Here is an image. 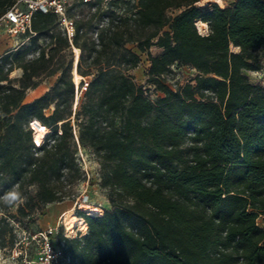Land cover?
I'll return each mask as SVG.
<instances>
[{"label":"trees","instance_id":"1","mask_svg":"<svg viewBox=\"0 0 264 264\" xmlns=\"http://www.w3.org/2000/svg\"><path fill=\"white\" fill-rule=\"evenodd\" d=\"M198 1L76 0L71 39L56 14L38 10L21 35L48 36L50 54L24 61L21 45L0 56V185L35 183L43 205L73 199L80 146L95 155L108 194L101 215L76 210L87 233H60L64 264H264V85L245 74L261 68L264 0ZM14 2L0 0V16ZM82 4L94 9L69 15ZM68 47L80 50L81 81H72V59L59 61L47 73L62 68L53 86L24 102ZM141 53L154 100L131 72ZM14 65L20 77H9ZM173 65L195 75L173 89L163 80ZM32 120L49 129L39 146Z\"/></svg>","mask_w":264,"mask_h":264},{"label":"rangeland","instance_id":"2","mask_svg":"<svg viewBox=\"0 0 264 264\" xmlns=\"http://www.w3.org/2000/svg\"><path fill=\"white\" fill-rule=\"evenodd\" d=\"M205 1V3L197 2L196 4L199 7H204L214 2L213 0ZM223 1L226 6L231 4L234 0ZM93 9L94 6L91 5H77L69 11V15H71L74 19H77L81 12L85 13L89 10L92 11ZM55 30H57V27H55ZM206 32L207 31L202 33ZM48 42L49 38L46 35H41L35 40H32L30 36H11L5 32L2 26H0V56L9 50L14 51L22 45L23 47H27V53H25L24 61L36 58L39 55L41 48L45 49V57H47L48 54H50L49 49L52 46ZM159 51L160 49L157 46H152L150 48V52L154 55L158 54ZM140 55V64L131 72L135 82L144 85V87L148 89L147 94L154 100L158 95H160V93L156 91L153 85L147 81V56L144 53H141ZM259 56L261 57V68L257 71H245V74L248 76L251 83L264 85V50L261 49L259 51ZM69 59L74 60V47H68L55 54L47 70H44L41 73L39 77V84L34 88L26 89L23 101L29 102L49 90L59 76L62 68L56 70L51 75H48L47 73L52 67L56 68L59 61H63L62 63L64 67ZM8 66L9 64H6L5 67ZM171 69V72L166 74L163 77V80L173 89L182 85L195 75L194 70L187 67L184 68V66L178 67L173 65ZM22 71L23 68L15 67L14 65L13 70L9 73V77H20ZM89 79V77H84L83 85H79L78 88H76L77 86L74 87V99L72 102L73 113H75L78 103H80L79 101L84 91V85L89 81ZM52 109L53 106H50V108L45 111L46 115H49ZM74 123L75 120L72 119L71 125H73V130L77 132V128ZM76 158L83 167V174L75 185L73 199L43 205L36 197L37 187L35 183L23 184V186L19 187L17 183H13L10 179L2 182L0 185V264H25L26 262L23 261V257L14 258V256L17 257L19 250H22L23 253L24 250H26L25 253L27 260L34 257L35 247L34 244L28 243V232H34L39 230V228L42 229L58 225V231H60L56 235V238L58 239L60 233L62 232L61 230L64 231L65 227L67 228L66 221L70 215L66 216L65 211L70 206H72V215L77 217L79 216L76 215V210L80 209L85 211L82 208L84 206V202L85 205L91 204L96 207L99 206L101 209L99 215L103 213L104 209L111 208L108 201L107 191L100 186L99 165L96 161L95 155L90 150H84L80 146H77ZM17 194L20 196V200L14 204H10L8 202L10 198ZM61 215L64 216L60 219ZM65 218L67 219L65 220ZM63 221L65 224L62 223ZM258 222L260 225L262 224L261 217L258 219ZM14 249H16L15 252Z\"/></svg>","mask_w":264,"mask_h":264},{"label":"built area","instance_id":"3","mask_svg":"<svg viewBox=\"0 0 264 264\" xmlns=\"http://www.w3.org/2000/svg\"><path fill=\"white\" fill-rule=\"evenodd\" d=\"M74 1L76 0H15L14 4L0 16V26L11 36L21 35L26 31L31 32L32 15L35 11L52 12L58 16L60 26L65 35L69 37L68 39H71L74 35V23L73 19L67 15V8ZM91 1L95 0H82L84 3ZM36 126H39L36 120L30 121L33 133L36 130ZM43 139L44 137L40 142H37L33 137V141L37 146L40 145ZM62 216L64 215H61L60 219ZM62 223L65 224L64 221ZM61 231L65 238L82 237L87 233V225H85L84 229L75 226L73 228L74 233H70L66 227L64 231ZM58 232H60L58 231V225L28 232V243L34 244L35 247L34 257L27 260L26 250H24V253L19 250L17 257L14 256V258L23 257L25 264H64L67 260L62 252L64 239L57 240L56 235Z\"/></svg>","mask_w":264,"mask_h":264},{"label":"bare ground","instance_id":"4","mask_svg":"<svg viewBox=\"0 0 264 264\" xmlns=\"http://www.w3.org/2000/svg\"><path fill=\"white\" fill-rule=\"evenodd\" d=\"M215 3L221 5V6H225V4L223 3L224 1L223 0H213ZM199 3H205L206 1L205 0H200L198 1ZM207 4V3H206ZM205 5V4H204ZM197 26H198V30L202 33V32H205V31H208L207 30V25L206 23H202L201 21H197L196 22ZM80 50L79 48L77 47H74V60H72V63H73V66H72V69H71V74H73V83H79L82 79V77L77 73V70H76V64H77V60H78V56L80 55ZM37 123H39L37 121ZM34 139L35 141L37 142H40L41 139L44 137L45 134L48 133V129L41 123H39V126H36V130L34 131ZM83 209L88 213V214H94V215H98L100 214L101 212V209L98 207H96L95 205H91V204H86L85 205V202L83 203ZM64 211V210H63ZM72 206H70L66 211H65V215L66 216H69L68 219L65 218V220L67 219L66 221V225H67V228H68V231L70 233H74L73 232V228L75 226H78L79 228H82L84 229L86 223L84 221V219L82 217H77V216H73L72 215ZM90 212V213H89Z\"/></svg>","mask_w":264,"mask_h":264},{"label":"clouds","instance_id":"5","mask_svg":"<svg viewBox=\"0 0 264 264\" xmlns=\"http://www.w3.org/2000/svg\"><path fill=\"white\" fill-rule=\"evenodd\" d=\"M18 200H20V196L17 195H13L10 200L8 201L10 204H14L15 202H17Z\"/></svg>","mask_w":264,"mask_h":264},{"label":"crops","instance_id":"6","mask_svg":"<svg viewBox=\"0 0 264 264\" xmlns=\"http://www.w3.org/2000/svg\"><path fill=\"white\" fill-rule=\"evenodd\" d=\"M228 5H229V4H228ZM228 5H226V6H228ZM220 6H221V5H220ZM221 7H225V6H221ZM159 49H160V48H159ZM160 51H161V49H160ZM160 51H159V52H160ZM261 222H262V221H261ZM261 225H262V224H261Z\"/></svg>","mask_w":264,"mask_h":264},{"label":"water","instance_id":"7","mask_svg":"<svg viewBox=\"0 0 264 264\" xmlns=\"http://www.w3.org/2000/svg\"><path fill=\"white\" fill-rule=\"evenodd\" d=\"M72 66H73V63H72ZM72 81H73V78H72Z\"/></svg>","mask_w":264,"mask_h":264}]
</instances>
